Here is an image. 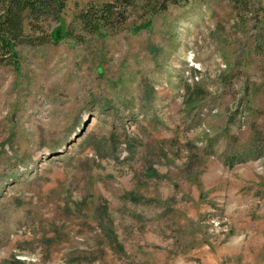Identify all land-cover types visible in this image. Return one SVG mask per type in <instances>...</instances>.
<instances>
[{"label": "rangeland", "instance_id": "obj_1", "mask_svg": "<svg viewBox=\"0 0 264 264\" xmlns=\"http://www.w3.org/2000/svg\"><path fill=\"white\" fill-rule=\"evenodd\" d=\"M103 2L0 51V264H264V0Z\"/></svg>", "mask_w": 264, "mask_h": 264}, {"label": "trees", "instance_id": "obj_2", "mask_svg": "<svg viewBox=\"0 0 264 264\" xmlns=\"http://www.w3.org/2000/svg\"><path fill=\"white\" fill-rule=\"evenodd\" d=\"M122 2L127 4L132 3L133 0L103 2L96 5L95 13H80L78 19L90 30L101 31L108 26L114 27L112 23L117 17L115 14L120 13L114 7ZM64 3L65 0H0V51H8L10 54L18 42L33 43L35 39L42 42L43 35L50 38L51 30H47L43 21L49 18L57 19ZM24 25H28L31 33L33 30L37 34H24Z\"/></svg>", "mask_w": 264, "mask_h": 264}]
</instances>
